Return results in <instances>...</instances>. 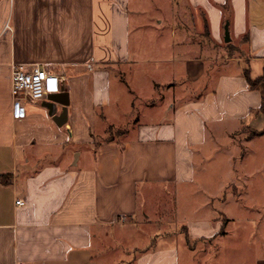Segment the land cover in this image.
I'll list each match as a JSON object with an SVG mask.
<instances>
[{"label":"crops","instance_id":"0c3cea01","mask_svg":"<svg viewBox=\"0 0 264 264\" xmlns=\"http://www.w3.org/2000/svg\"><path fill=\"white\" fill-rule=\"evenodd\" d=\"M13 64H40L61 91L17 116ZM247 70L264 73V0H0V264H207L221 251L264 264V202L250 198L264 187V83ZM190 188L193 223L154 211L158 192Z\"/></svg>","mask_w":264,"mask_h":264},{"label":"rangeland","instance_id":"374dc122","mask_svg":"<svg viewBox=\"0 0 264 264\" xmlns=\"http://www.w3.org/2000/svg\"><path fill=\"white\" fill-rule=\"evenodd\" d=\"M111 135H107L106 139H110L112 137H115L116 135H118L120 133V131L117 130H113L111 129ZM237 155V154H236ZM224 156H226L225 152H215L213 154L207 153V165H206V172L209 178H211L212 185L210 186L213 190L217 189L219 183L221 184V178L223 177L222 173L225 172V170L223 168H221V164H223V162L225 161ZM238 157H240V155H237ZM234 181L236 182V178H234ZM237 186H239L240 184L235 183ZM240 187V186H239ZM254 188L251 189V196L250 198L253 200H256L257 202L259 201V204H263L264 202V187L261 185H256L253 186ZM260 187V188H259ZM240 190V188H239ZM170 191V190H169ZM159 194L157 196H154V199L151 202V205L155 207L154 211H158V212H169V215H174L173 212L177 213L178 218L180 220H184L185 224L187 223H193V221H195V215H194V209L196 204L199 203V201H201V198L198 199L197 196L194 195V190L193 188H190L189 190H185L182 191V193H180L177 197H175L176 195H174L173 192H158ZM218 196V195H217ZM220 198H222L223 195L219 194ZM215 206H219V201L216 200L215 202ZM164 207H167L166 210L164 209ZM252 214L257 215V213H255V211L252 212ZM184 224V225H185ZM183 231V230H182ZM169 232H174V225L169 226ZM162 233V230L160 227H156L153 229L152 234L154 235H158ZM142 239H138L136 240V243H140ZM162 243V242H161ZM160 243L158 244H153V246L147 242L146 245H148L147 247H150V249H155L159 246ZM165 248H168L170 250H179V252L181 253V259L183 257V254L186 252L184 249V246L181 244L180 246H178L176 244V240L174 237L170 238L165 246ZM187 253V252H186ZM214 253V252H213ZM220 257H218L219 261H217L216 259L211 260L209 263L207 264H229L228 261V257L226 256L227 254H225L224 251H221L220 253ZM126 257L125 254H122L121 258L124 260ZM213 261V262H212ZM239 261H235L233 264H238ZM187 263V261H186ZM192 263H195V261L193 260ZM240 263V262H239ZM124 264V263H122ZM197 264V263H196Z\"/></svg>","mask_w":264,"mask_h":264},{"label":"built area","instance_id":"2783aa9c","mask_svg":"<svg viewBox=\"0 0 264 264\" xmlns=\"http://www.w3.org/2000/svg\"><path fill=\"white\" fill-rule=\"evenodd\" d=\"M61 77L49 72L40 64L20 65L13 64L11 72V95L16 114L19 117L26 115L28 102H41L49 96L61 91ZM17 205H22L18 200ZM122 219L121 222H124ZM24 264V263H19Z\"/></svg>","mask_w":264,"mask_h":264},{"label":"water","instance_id":"95a60500","mask_svg":"<svg viewBox=\"0 0 264 264\" xmlns=\"http://www.w3.org/2000/svg\"><path fill=\"white\" fill-rule=\"evenodd\" d=\"M225 41L227 43L230 42V35H229V25H226L225 27ZM53 120L55 121V123L59 126L62 127L64 126L67 122H68V112H67V108L64 107L61 114L59 115H53Z\"/></svg>","mask_w":264,"mask_h":264},{"label":"trees","instance_id":"16d2710c","mask_svg":"<svg viewBox=\"0 0 264 264\" xmlns=\"http://www.w3.org/2000/svg\"><path fill=\"white\" fill-rule=\"evenodd\" d=\"M223 8L226 10V9H227V6L225 5V6H223ZM226 22H227V20H226ZM227 23H228V22H227ZM207 32H208V30H207ZM245 77H246V80H247L249 86H250L252 89H254V88H256L258 85L264 83V73H263V75L260 76L259 78L253 80V79L251 78V75H250L249 71L247 70V71L245 72ZM260 112L264 113V101L262 102V105H261V107H260ZM253 135H259V134H257V133H253Z\"/></svg>","mask_w":264,"mask_h":264}]
</instances>
